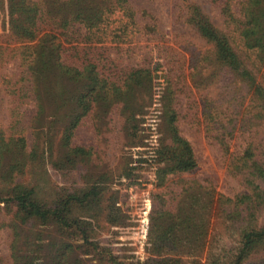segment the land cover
<instances>
[{
    "label": "rangeland",
    "instance_id": "obj_1",
    "mask_svg": "<svg viewBox=\"0 0 264 264\" xmlns=\"http://www.w3.org/2000/svg\"><path fill=\"white\" fill-rule=\"evenodd\" d=\"M258 1L0 0V264H264V236L243 249L264 229ZM17 193L69 200L78 226L1 201Z\"/></svg>",
    "mask_w": 264,
    "mask_h": 264
},
{
    "label": "trees",
    "instance_id": "obj_2",
    "mask_svg": "<svg viewBox=\"0 0 264 264\" xmlns=\"http://www.w3.org/2000/svg\"><path fill=\"white\" fill-rule=\"evenodd\" d=\"M258 0H251L252 7L258 4ZM76 4V2H75ZM254 8V7H253ZM79 10V8H78ZM35 10L28 11L31 14L35 15ZM83 11V10H82ZM96 12V10L94 11ZM33 17V16H32ZM31 17V18H32ZM247 25L244 28V36L250 46H254L257 43L260 45L262 43V37L264 36V32L262 31L264 27V10L261 13H256L254 10L248 13ZM202 30L207 38L213 40L217 47V52L221 55L222 58L228 59L232 61L233 64L242 71L241 66L238 65L236 57L234 53L229 49L227 41L224 36L219 35L215 30L210 29L207 26H202ZM30 33V32H29ZM254 37V38H253ZM252 42V43H251ZM254 42V43H253ZM262 45V44H261ZM172 140L174 143V167L179 170H189L195 167L196 162L193 157L192 149L190 147L189 142L183 137L179 136L176 129H173ZM93 191V190H92ZM90 193H97L95 190L93 192H86L84 194V198H86ZM71 197V196H70ZM71 199L77 200L79 199L78 195H74ZM1 201L10 202L13 201L17 205L18 212L23 214L24 217H29L30 215H35L41 218V220L45 221L49 218L57 219L63 225L72 228L73 226H78V222L75 220L66 221V218L62 215L65 210V206L69 203L65 201L62 203L61 207H56L53 209H44L39 207L34 201H31L27 194L25 193H17L10 198H5ZM78 201V200H77ZM264 236V229L261 231H248L244 234V248L246 249L254 239L260 238ZM160 264H172L171 262H163Z\"/></svg>",
    "mask_w": 264,
    "mask_h": 264
}]
</instances>
